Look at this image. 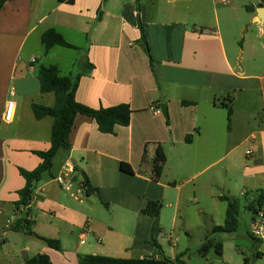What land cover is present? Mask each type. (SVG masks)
Here are the masks:
<instances>
[{"label":"crops","instance_id":"crops-1","mask_svg":"<svg viewBox=\"0 0 264 264\" xmlns=\"http://www.w3.org/2000/svg\"><path fill=\"white\" fill-rule=\"evenodd\" d=\"M193 6L203 10L191 0H55L49 6L45 0H11L0 10V219L15 225L25 218L32 232L60 246L55 251L41 241L43 246L32 257L46 255L51 264H79L84 255L158 258L149 240L153 232L164 254L158 242L162 228L157 231L151 221L160 226L162 208L156 219L143 215L148 201L164 204L172 191L174 204L168 201V206L177 212L182 188L197 178L201 181L195 195L206 192L212 200L234 199L239 193L250 204L264 193V44L258 41L264 35V19L260 23L252 11L247 24L230 21V31L243 37L236 46L224 40L217 18L206 23V29L196 28L190 16ZM138 24L150 59L137 43ZM250 24L263 26L254 39L247 37ZM51 28L78 48L74 57H66L60 47L44 50L41 35ZM246 54L252 57L247 66ZM49 65L63 75H80L78 103L91 109L127 104L132 114L129 125L116 127L114 135L101 134L92 119L77 115L69 151L57 153L19 218L13 213L25 181L18 169L33 171L41 163L34 152L50 148L53 119L37 120L31 109L32 104L54 105V94L40 93L36 76L39 67ZM11 100L16 102L15 119L5 124L1 113ZM162 104L168 123L157 112ZM228 104L233 114L225 129L222 105ZM159 145L166 160L154 181ZM237 150L234 161L239 159L243 168L239 176L223 164ZM247 150L253 152L249 158ZM67 163L80 177L86 175L98 196H85L79 189L81 178L69 192L54 182ZM121 163L132 174L122 172ZM229 171L234 173L225 178ZM78 192L83 193L80 198ZM12 233L0 248V264H24L30 258L8 252L6 238Z\"/></svg>","mask_w":264,"mask_h":264},{"label":"rangeland","instance_id":"rangeland-1","mask_svg":"<svg viewBox=\"0 0 264 264\" xmlns=\"http://www.w3.org/2000/svg\"><path fill=\"white\" fill-rule=\"evenodd\" d=\"M46 5H54L55 0H45ZM193 4H202L203 10L198 11L191 8L190 16L192 24L196 28H208L205 25L208 22L213 24L215 19H218L221 34L226 42L235 44L236 46L242 42L243 37L235 35L230 31V21L237 19L242 24L249 23L252 11L258 15V6L264 9V0H191ZM216 12H214V6ZM231 7L234 9L232 10ZM204 24V25H203ZM263 26L258 24H250L248 27L247 37L254 39L260 33ZM260 43L264 44V35L261 36ZM63 51L66 57H74L73 50L58 48ZM261 51L260 53H263ZM252 62V57L248 58L245 55L246 66ZM223 125L226 129L228 123L223 118ZM236 152L229 154L225 157L224 166H230L236 174L241 175L243 168L237 162ZM172 162L174 165L175 155L171 154ZM210 173V172H208ZM229 178L233 171L228 172ZM48 177V176H47ZM183 179H179V182ZM201 178L191 180L189 184L184 186L181 190L179 208L175 211V206H168V201L174 199L175 193L168 191L164 204L162 203L160 226L159 222L154 220L152 225L158 231L162 228L161 235L158 237V242L162 246L164 256L169 259H174L179 255H183L182 260L185 264H243V258L248 259V264H264V240L255 241L250 236V219L251 213L246 210L247 202L239 193L234 199L239 200L240 208L238 215V225L236 232L232 234L216 233L211 234L213 227H221L224 223L226 203L221 200H212L207 196L206 192H199L195 195L196 189L199 186ZM174 204L173 202H171ZM264 213V205L262 207ZM264 226V221H263ZM157 236V232L155 234ZM172 238L174 243L168 242V238ZM211 240L214 245L221 244L222 256L216 255L215 249L212 248L209 252H202V245ZM43 246L42 242L33 236H27L22 232H14L6 238V247L9 249L10 254L23 258V253L30 258L36 254L37 250ZM94 246L96 250L97 246ZM27 247L28 249H25Z\"/></svg>","mask_w":264,"mask_h":264},{"label":"trees","instance_id":"trees-1","mask_svg":"<svg viewBox=\"0 0 264 264\" xmlns=\"http://www.w3.org/2000/svg\"><path fill=\"white\" fill-rule=\"evenodd\" d=\"M8 1L11 0H0V10ZM57 1L58 3L67 2L68 4H73V0ZM138 28L140 31V39L137 43L149 57V48L145 38L144 29L141 24H138ZM40 40L45 51H48L53 47L78 50L77 47L68 43L62 34L53 28L46 30L41 35ZM86 64L89 69H92L91 64ZM150 64H152L151 60ZM36 76L40 93H53L55 98L54 105L52 107H45L36 104L31 105L35 119L40 120L44 117H50L53 119L50 134V148L45 152H34V154L41 160V163L33 171H26L21 168L18 169L20 176L25 181V185L17 193L19 200L15 204L16 207L28 206L30 204L31 195L35 185L41 180L44 174L49 173L57 153L59 151H69V134L73 126L74 118L77 115L86 116L92 119L96 123L97 129L101 134L114 135L116 127H126L129 125L132 114V110L127 104H119L109 108L91 109L78 103L75 99V92L78 87L80 75H63L57 66L49 65L39 67ZM187 104L189 105L191 103L182 102L183 106H186ZM222 106L226 110L227 123L229 126L233 114L232 107L229 104ZM166 123H168V120H166ZM190 139L191 136H187L185 138V142L189 143ZM165 160V154L159 145L155 151L153 159L152 171L154 181L159 180ZM119 167L122 172L132 174V170L127 164L121 163ZM81 184L85 196H98V190L90 184V181L85 174L81 177ZM220 200L226 203L224 223L221 227H213L211 234H232L236 232L237 229L240 204L237 200L226 197H221ZM263 201L264 193H259L252 203L246 205V210L253 216L255 213L262 210L261 207ZM161 208L162 205L159 201H148L146 207L141 212L143 215L156 219L159 216ZM31 226L32 223H30L27 219L22 218L21 220H18L15 225H13L12 230L14 232H22L27 236L36 237L52 250L58 251L60 249L59 242L57 240L39 237L32 232ZM153 237L152 232L149 245L157 250L158 258L146 257L141 259H122L100 255H84L79 257V264H185L182 260L183 255H179L174 259L166 258ZM212 248L215 249L216 255L221 257V244L214 245L211 240L206 241L202 245V252L207 253ZM24 264H51V262L46 255L41 254L31 258H26L24 260ZM243 264H248L247 258L244 259Z\"/></svg>","mask_w":264,"mask_h":264},{"label":"built area","instance_id":"built-area-1","mask_svg":"<svg viewBox=\"0 0 264 264\" xmlns=\"http://www.w3.org/2000/svg\"><path fill=\"white\" fill-rule=\"evenodd\" d=\"M34 62V60H32ZM159 113V110L157 111ZM16 114V102L11 100L8 101L5 105L4 110L1 113V121L5 124H11L15 119ZM253 152L251 150H247L245 153L246 158L251 157ZM80 175L78 171L75 169V167L72 164H65L61 171L58 173V175L54 178V182L64 191H71V188L73 184L80 179ZM80 190H82V184L80 182ZM79 195H76L77 198H80L83 193L78 192ZM29 208L28 206H18L14 208V215L19 217L22 216L24 212H26ZM1 215V212H0ZM1 217V216H0ZM264 213L262 210L258 211L252 216V219L250 221V235L258 240L263 241L264 240ZM13 223L10 219H6L5 221H1L0 219V248L4 243V238L8 232L12 230ZM168 242H173L174 240L170 237L168 238ZM172 243V244H173Z\"/></svg>","mask_w":264,"mask_h":264},{"label":"water","instance_id":"water-1","mask_svg":"<svg viewBox=\"0 0 264 264\" xmlns=\"http://www.w3.org/2000/svg\"><path fill=\"white\" fill-rule=\"evenodd\" d=\"M258 10H259V12H258V21L260 23H262L263 22V19H264V9L263 8H260ZM159 111H160L161 115L163 116V118L165 120H168L167 107H166L165 104H162L160 106ZM23 258H26V254L25 253H23Z\"/></svg>","mask_w":264,"mask_h":264}]
</instances>
